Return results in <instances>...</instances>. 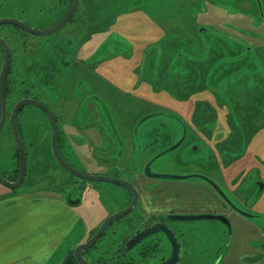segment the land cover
<instances>
[{
	"label": "rangeland",
	"instance_id": "obj_1",
	"mask_svg": "<svg viewBox=\"0 0 264 264\" xmlns=\"http://www.w3.org/2000/svg\"><path fill=\"white\" fill-rule=\"evenodd\" d=\"M169 1L171 0H80L79 8L73 18L59 30L47 35L31 34L11 24L0 25V35L7 42L11 53L13 71L10 76H13L15 71H19L17 84L11 94L14 95L15 92L21 94L26 89L28 95H37L40 101L58 113L57 123L61 129L60 133L62 132L59 137V145L63 144V148L66 147L64 140L66 136L74 146H77L74 141L78 137H82L84 142H89L82 133L81 135L75 133L79 129L81 132L89 134L94 131L98 132L92 122L97 115L84 108L89 99H85L82 107L77 111L80 113L79 119H66L61 114L59 108L61 106L56 103L55 98L64 99L65 96H68L80 99L82 95H85V98L88 96L90 98L91 95L101 98L102 95L99 91L87 85L85 77L80 79L78 76H84L85 68L92 65L93 62L99 61L106 50L114 48L118 51L127 47L128 42L119 30L127 23V20L130 21L131 18L135 19L140 15L139 12L137 13L138 10L145 7L144 10L149 16L156 17L157 14L160 16L167 10ZM260 3L264 14V0H261ZM68 4H70L69 0H0V18H13L33 28L47 29L61 19ZM189 4L195 6L193 8L194 20L198 23L193 25V30L189 33L184 28L180 30V36L183 37L182 46L179 45L180 42H178L177 48L169 46L170 51L173 48L178 52L177 57L188 58L189 63H193L190 60L203 61L205 77L208 78L207 87L203 86V79H200L199 72L196 76L187 74L185 79L193 80L192 78H194L197 80L199 78L200 85L192 87L190 84V90L198 94L200 97L198 99L205 97L207 102H202L203 99L201 103L195 104V117L189 122L183 121L174 112L146 118H144L145 115L141 116L144 119L140 117L134 128L137 148L130 160L123 158L126 147L123 140L125 137L117 134L112 138L108 128L109 131H105L99 127L105 135L101 136L98 132L101 139L94 135L96 142L100 143L97 145L95 155L106 157L99 149L101 146L108 157L111 155L118 157L122 153L120 158L125 162L140 165L144 161L143 156L152 151L155 152L161 147L174 144L180 139L185 129L188 132V137L183 143L173 150L162 153L152 163L151 169L158 172L157 169L160 167L169 166L173 171H184L185 173L201 169L211 175L216 183L221 184V166L226 162L230 163L236 155L244 153V148L251 142L253 136H256L257 132L260 135L264 134V20L260 17L256 0H189ZM154 7L157 8L154 9ZM145 11H142L141 14L148 15ZM189 14L186 12V15L179 16L177 14L172 17L173 15L165 13L166 20L160 19L157 22L168 28L169 24H162L161 21H168L167 23L172 25L176 20L178 22L190 20ZM109 15L111 17L115 15L114 18H117L113 25H116L115 29H112L113 26H109L96 32L88 31L92 34L84 39L88 26L86 22L97 21V17ZM171 17L172 19L168 20ZM122 20H126V22ZM206 47L207 53L205 54ZM162 51L161 47L159 55L153 54V60L163 62ZM182 52H184L183 56ZM2 54L0 49V63L3 58ZM166 56L173 55L166 54ZM92 69L93 65L88 67V70L92 71ZM72 72L73 75H71ZM161 73L169 76L166 84L165 82L161 83L169 85L170 76L174 74L171 65L169 64V67ZM170 86L171 88L165 89L172 92L177 91L174 85ZM17 99L19 98L8 100L9 108H12ZM67 107L70 109L69 106ZM83 113L86 115L81 118ZM74 121L80 126L78 129L75 128ZM17 123L26 154V173L22 185L17 190H24V188H29L30 184L40 183L64 191V193L70 191L67 197L71 196L74 197L71 198L72 200H79L77 209L85 217L89 233L107 215L121 208L125 194L122 187L109 182L86 181L78 178L54 159L50 146L52 131L50 120L41 109L33 104H25L18 113ZM196 131L204 132L207 135L212 134L211 141H205L192 134ZM104 139H107L106 142ZM259 140L261 144L256 147L264 148V139L259 138ZM113 142L114 144H112ZM255 143L257 145V139H255ZM112 148H115L114 152L110 151ZM63 151L65 152V148ZM77 152L83 155L85 166L83 168L79 166L78 161H75L76 158L71 156L69 159H72L70 162L74 167L88 173L98 170L92 151ZM260 156L264 157V150ZM1 159L5 164L9 162V159H13L18 165V151L8 120L0 130ZM260 164H264V158L260 160ZM12 170L9 177L15 178L17 173L15 169ZM241 176L244 181L236 192L241 201L235 200L231 189L224 184H222L223 192L240 208L247 210L246 206H250L257 200V194L263 181L259 180L257 167L244 168L238 173L236 181L243 180L240 179ZM7 188L0 183V191L8 190ZM120 222L121 225L117 228L124 229L122 221ZM211 223L214 229V221ZM212 233L214 234V232ZM207 235L210 238V243L213 244L212 250H214L220 241H217L215 234L214 236ZM197 237L198 235L195 233L190 236L191 239ZM198 239L203 238L198 237ZM262 244L264 243L262 242ZM204 245L201 244V247L204 248Z\"/></svg>",
	"mask_w": 264,
	"mask_h": 264
},
{
	"label": "crops",
	"instance_id": "obj_2",
	"mask_svg": "<svg viewBox=\"0 0 264 264\" xmlns=\"http://www.w3.org/2000/svg\"><path fill=\"white\" fill-rule=\"evenodd\" d=\"M157 7H154V9ZM194 7L193 4H189V0H171L167 2V10L161 13L160 16L159 14L155 15L156 17L149 16L144 10L145 7H143L137 11L140 15L136 16L135 19L131 18L130 21L127 20V23L119 30L128 42L127 47L118 51L114 48L106 50L99 61L92 63V71L88 70V67L92 66L90 64V66L85 68L86 74L78 76L80 79L85 77L87 85H90L91 88L96 89L102 95L101 98L99 96L95 98L90 96L91 101L88 103L86 109L93 112L94 115L103 117L104 119L107 118V121L112 120L113 131L106 125L103 127L105 131L110 130L109 135L112 138L117 134L125 137L123 139L126 143L123 152L124 159L130 160L134 150L137 148L134 139V128L141 116L149 114L147 116L151 117L153 115H161L162 113L174 112L183 121L189 122L195 117V104L201 103V100L205 98L201 97V99H198L200 98L198 94L190 90V84L192 87L200 85L198 83L200 81L199 78L197 80H194V78H192L193 80L189 78L185 79L187 74L194 76L193 66L196 65L189 63L188 58L177 57L178 52L173 48L170 51L169 46L177 48L178 42L182 46L183 37L180 36V30L184 28L189 33L193 30V25L198 23V21L194 20ZM142 11H145L148 15L141 14ZM169 12L170 14H168ZM186 12L190 13V20L186 19V21L182 20L179 22L176 20L172 25L167 23L168 21H161L162 24H169L168 28L163 25L161 26L157 22L160 19L166 20L165 16L167 15H173L172 17H174L177 14L179 16L181 14L186 15ZM172 17L168 18V20L172 19ZM116 21L117 18H115V21L110 26H113ZM122 21L126 22V20ZM115 26L112 29H115ZM161 47L163 48V62L161 60L157 62L153 60V54H158ZM204 53H207V47ZM166 54H172L173 56L171 58L170 56H166ZM181 54L183 56L184 52ZM190 61L193 63L197 62L194 60ZM169 64L174 74L170 76L169 85H165L169 76L163 75L161 71L166 70ZM196 69L198 70L197 66ZM73 74L72 72L71 75ZM207 79L204 74L203 86L205 87H207ZM161 82H165V84ZM170 85H174L177 91L172 92L165 89L171 88ZM55 99L56 103L61 106L59 108L61 109V114L65 116L64 118L73 119L79 99L68 96H65L64 99L60 97ZM204 101L206 99L202 102ZM63 113H70V115L67 116V114ZM78 127L80 126L77 124L75 128L78 129ZM97 129L101 136L105 135L104 131L101 132L99 128ZM176 129L179 130L178 127ZM209 130L211 131V129ZM98 132L94 131L90 134L85 132V134L81 132V129L76 130L75 133L80 135L82 133L86 140L89 141L84 142L82 137H78L74 141L77 143V146H74L72 141L69 142L67 136L64 137L66 142L64 154L68 159L71 156L75 157V161H78L79 166L83 168L85 166L84 157L78 154L77 151H83L84 153L92 151V154L95 156L96 167H98V170L94 172L111 173L114 170L119 171L118 173L123 176L129 174L128 170L131 168L129 166L132 164L120 158L122 153L118 156L120 162L114 163L119 169H114L113 166L110 167L107 163L98 161L99 155H95V147H98L97 145L100 143L98 144L94 138L95 135L101 139ZM192 134L205 141L210 142L212 139V134L207 135L200 131L192 132ZM259 138L264 139V134L260 135L257 132L256 136L254 135L251 142L244 148L245 152L238 156L236 155L230 163L226 162L222 170L223 184L225 183V186L231 189L230 191L233 192V197L236 200H239L236 192L244 181L242 176L240 179L243 180L236 181V179L238 173L244 168L257 167V171L259 169V180L263 181V187L257 194V200L248 207L245 205L247 212L256 215L245 217L229 207H225L224 209L232 219L234 225L231 241L229 240L230 243L224 245V257L227 263L264 264V249H261L260 245L264 242V164H260V160L264 158L260 156L264 148L256 147L261 144ZM255 139L258 140L257 145ZM106 140L104 139L105 142ZM110 151L114 152L115 148H112ZM152 152L143 156V159L147 160ZM105 156L107 157V155ZM227 164L228 166L225 167ZM16 167L18 165L13 159H9V162L6 164L1 159L0 175L11 179L12 177H9L11 169L14 171ZM157 170L180 174L185 173L184 171H173L169 166L160 167ZM134 175L137 176L138 180L141 178L138 174ZM146 182L151 184L149 188L153 190L152 194L142 193L147 211L157 213L171 210L180 213L193 212L202 209L203 206L207 205L206 203L211 202L210 198H218L217 194L199 178H191L190 180H146ZM146 188L149 189L148 187ZM7 189L0 191V264H67L69 254L74 247L84 241L85 237L90 236L96 229L94 228L90 233L88 232L85 217L77 209L79 202L73 204L68 202L69 198L67 195L70 191L64 193V191L47 185L35 186L34 184H30L29 188H24V190H17V188ZM69 197L70 199L74 198ZM214 224L216 229H220L218 224L215 222ZM198 232L199 230L195 231V234ZM182 239L185 241L189 240V235H185ZM203 243V240L200 241L198 239L194 245L196 248H202L201 244ZM257 256H261L260 259Z\"/></svg>",
	"mask_w": 264,
	"mask_h": 264
},
{
	"label": "flooded vegetation",
	"instance_id": "obj_3",
	"mask_svg": "<svg viewBox=\"0 0 264 264\" xmlns=\"http://www.w3.org/2000/svg\"><path fill=\"white\" fill-rule=\"evenodd\" d=\"M260 2H261V0H260ZM259 14H260V17L262 18V20H264V14L262 12V7H261V12L259 9ZM261 14H263V16ZM1 25H3V24H1ZM0 49L2 50V53H3V49L1 46H0ZM0 64L2 66L3 58H2V61ZM11 67H12V60H11V53H10V64H9V68L7 71V78H6V104H7L8 116H9V113L11 110V107L9 108L10 105H8V100L11 98H15V96L12 95L11 93H12L14 86L17 84L16 82H14L12 80V81H10L11 84L8 85L7 79H8L9 70L13 71ZM18 73H19V71H15L13 76L17 75ZM9 76H10V74H9ZM16 77H18V75ZM15 80H17V78ZM8 86H9V88H8ZM28 94L29 93H25L26 96L18 95L17 98H19V99L15 100V102H17L18 100H20L22 98H35V99L39 100L37 95H34V94L28 95ZM85 97H86L85 95H82L80 97L81 100L79 99V101L77 103V110L74 113L73 119L74 118L79 119L78 116L80 113H77V111H79L80 107H82V104H83L82 99H83V101L85 99H89L87 101V103L85 104L84 108H86L88 106V103L91 101L90 100L91 98H89V96H88V98H85ZM92 97L95 98L97 96H92ZM44 104L49 109H51L46 103H44ZM0 113H1V108H0ZM54 113L56 115V119H58V113H56V112H54ZM63 114H67V116L70 115V113H63ZM85 115L86 114L83 113V116L81 118L85 117ZM71 117H72V115H71ZM146 117H148V116L147 115L144 116V118H146ZM144 118H142V119H144ZM66 119H70V118L66 117ZM7 120H8V118H7ZM92 122L94 123L96 128L101 127L103 129V127H105V124H107L106 126H108L112 131L114 130L113 122L111 119L107 121V119H104L103 117L97 116L95 119H93ZM74 126L77 127V124L75 121H74ZM60 130L61 129H59V134H58V139H57L59 152L64 157V159L73 166V164L71 163L72 161L69 160L68 157L64 154L62 145L61 146L59 145V139H60L59 137H61V135H62V132L60 133ZM187 133H188L187 130L185 131V129H184V132L180 137V139H182L180 144L183 143V141L187 138ZM61 140H63V138H61ZM175 143L171 144L168 147H166V146L161 147L157 151L152 152L150 157L147 160L142 161L140 163V165L132 164L131 166H129V167H131V168H129V170H128V168H126V170H128L129 174H127L125 176L119 174L118 173L119 171H114V170L111 173L89 172V173L105 174V175L112 176V177L123 178V179L129 181L131 183V185H133V187L137 191L136 202L133 205V207L131 208V210L128 213H126L125 215H123L122 217L115 219L106 228L103 235L96 241V243L92 247L83 250L82 255L89 263H91V264H108L109 260L107 258H110V257L112 258L114 263L116 262L115 264H158V263L163 262L164 260H166L170 257L172 248H171V244H170L169 239L166 237L164 232L160 229L161 228L160 225L162 224V225H166L167 228L173 232V234L175 235V237L179 243L178 259L174 264H232V262L227 263L225 261V257H224L225 256L224 255L225 249H223V248H224L225 244L227 245L230 243L229 240L231 241V237H232L233 231H234V225H233L232 219L227 215V213L224 211V209H225V207H229L232 210H234L235 212H237L238 214H239V212L237 210H242L245 212H247V210H243L242 208H240L236 202H234L232 199H229L227 197V195L223 192L225 194V196L227 197L225 199L213 186H211L207 181L204 180L205 177L213 180L211 175H208L206 172L201 171V169L193 170L191 173H184V174L177 173L176 174V175L180 174V175L186 176L185 178H182L184 180L187 178H199L203 182H205L207 184V186H209L215 194H217L218 198L217 197H216V199H211V198L209 199L208 198L211 202L206 203L207 205L203 206L202 209L197 210V211H193V212H183V213L176 212L173 210L168 211V212H164V213H160V212L157 213L154 211H147L146 210L145 201L143 202L144 195H142V193H144V194H146V193L152 194L153 193L152 188H149L151 186V184L146 182V180L161 181L164 179H176V178H162V177L151 176L146 172V166H147V164H149V172H151V173L169 174V173H159V172H164V171H159V170H158V172H154L151 169V165L153 162H155L156 158L161 156L162 153H164L168 150H173L180 145L179 144L176 147L171 148L173 145H175ZM96 148L97 147H95V150H96ZM102 148L103 147H101L99 149H101L102 154L106 155L105 150ZM99 152H100V150H99ZM104 158H107V159H104ZM97 159H98V161H100L102 163L103 162L107 163V165H109L110 167L113 166L114 169H119L118 166H116L114 164L115 162H120V160L118 159L117 156L109 159L108 156L102 157L99 155ZM226 166H228V164L225 165V167ZM135 168H138V169H135ZM223 168H224V165L221 166V171H220L221 184L216 183L213 180L219 186V188L222 191H223V185H222L223 184V178H222L223 177V174H222ZM16 169L17 168H15V170ZM17 173H18V171H17ZM172 173H174V172H172ZM134 174H138V176H140L141 178L138 180L137 176ZM11 177L12 178L10 180H15L17 175L15 176V178L13 176H11ZM78 178H80V177H78ZM104 182H106V181H104ZM109 183H113V182H109ZM113 184H117V183H113ZM34 185L36 186V185H41V184L36 183ZM117 185H119V187H122V189L125 192L124 203L121 206V208H119V210L114 211L113 213L118 212V211L126 208L131 203L132 198H133V195L128 188H126L125 186H122L120 184H117ZM224 185H225V183H224ZM146 187H148L149 189H147ZM262 187H263V184L261 185L259 190H261ZM113 213H111V214H113ZM247 213H249V212H247ZM200 214L201 215L202 214H223L230 220L231 227L228 228L227 225H225L224 223H222L218 219L207 218V217H203V218H201V217L200 218L190 217L192 215H200ZM109 215H107V216H109ZM251 215L254 216L256 214H251ZM120 221H122V225L124 226V229L117 228L121 225ZM211 221H214L216 224H218V226H220V229H216V228L213 229ZM99 224L97 225V227L99 226ZM97 227H96V229H97ZM151 227L153 229L156 228L157 231H154L150 234L145 235L139 242H137L134 245L129 244V241L132 237L136 236L141 231H144V230L149 229ZM95 230L93 231V233L95 232ZM197 230H199V232L196 235H198V237L203 238V239H200V241L203 240V242H204L203 244H206L204 246V248L203 247L202 248H200V247L196 248V246L194 245L195 242L198 240V237L195 239L190 238L191 234L195 233V231H197ZM212 232H214L215 237H217V241H218V238H220V240H219L220 244L218 246H216L214 248V250H212L213 244L210 243V238L207 235V234H211ZM93 233L90 236H88L82 242L87 241L93 235ZM189 233H191V234H189ZM214 234H211V235L214 236ZM185 235H189V240L185 241L182 239V237H184ZM220 235H222L224 237L222 238V236H220ZM106 245H108L110 247L105 248ZM262 248L264 249V244L261 243V249ZM107 249H108V251L111 252L108 255L106 253H104ZM257 257H259L258 259H260L261 256H257ZM250 259H252V258H250ZM250 259H248V260H250ZM234 263L236 264V262H234ZM76 264H78V263L76 262Z\"/></svg>",
	"mask_w": 264,
	"mask_h": 264
},
{
	"label": "water",
	"instance_id": "obj_4",
	"mask_svg": "<svg viewBox=\"0 0 264 264\" xmlns=\"http://www.w3.org/2000/svg\"><path fill=\"white\" fill-rule=\"evenodd\" d=\"M79 2H80V0H73L70 9L62 17V19L47 29L33 28V27L29 26L28 24L20 21V20L13 19V18H7V17L0 18V25L1 24H11V25L18 26V27L22 28L23 30H25L31 34L47 35V34H50V33H53L55 31L59 30L60 28H62L64 25H66L73 18L74 14L77 12V10L79 8ZM256 2L258 4V7H259L260 12H261L260 0H256ZM261 15L263 16V14H261ZM0 46L3 49V64H2L1 69H0V108H1L0 130L3 128V126L6 123L7 118H8V122H9V125L11 128V132H12V135H13L16 147H17V151H18V174H17L16 179L10 180V179L6 178L5 176L0 175V183L5 185L6 187H8L10 189H16V188L20 187L24 181V177H25V173H26V154H25V146H24V143H23V140H22L19 128H18V124H17V115H18V112L20 111V109L25 104H33V105L37 106L38 108H40L48 116V118L50 120V124H51V128H52L51 139H50L51 150H52V153H53L55 160L63 168H65L70 173H72L75 176L80 177L84 180L106 181V182H113V183L120 184V185L128 188L133 195L131 203L126 208L107 216L99 224V226L97 227V229L95 230L93 235L87 241L77 244L75 246V248L73 249L74 258L78 264H91L83 257V255H82L83 250L92 247L96 243V241L103 235L106 228L115 219L122 217L123 215H125L126 213H128L131 210V208L133 207V205L136 202L137 191L133 187V185H131V183L129 181H127L123 178L112 177V176H108L105 174L88 173V172L79 170L76 167L72 166L70 163H68L64 159V157L61 155V153L59 152V149H58L57 139H58V134H59V127H58L56 115L43 102H41L35 98H22V99L18 100L12 106L10 113H9V116H8L7 104H6V78H7V71H8L9 64H10V49H9V46L7 45V42L5 41V39L1 36H0ZM181 140L182 139H180L178 142H176L175 145H173L171 148H174L177 145H179ZM146 172L151 176L162 177V178L182 179V178L186 177L183 175H176V174L151 173V172H149V164H147V166H146ZM204 180L207 181L211 186H213L225 199L227 198L225 196V194L223 193V191L219 188V186L213 180H211L207 177H205ZM78 201L79 200L68 199V202L71 204L78 202ZM237 211L245 217L251 216V214H249L245 211H242V210H237ZM190 217H193V218H195V217H198V218L207 217V218L218 219L222 223L227 225L228 228L231 227L230 220L223 214H202V215L200 214V215H192ZM160 226H161L160 229L164 232L166 237L169 239L172 250H171L170 257L168 259L164 260L163 262L158 263V264H174L178 259L179 243H178L175 235L173 234V232L170 229H168L166 225L161 224ZM154 231H157V229L156 228L153 229L152 227L149 229H146L144 231H141L136 236H134L130 239L129 244L130 245L136 244L145 235L150 234Z\"/></svg>",
	"mask_w": 264,
	"mask_h": 264
},
{
	"label": "trees",
	"instance_id": "obj_5",
	"mask_svg": "<svg viewBox=\"0 0 264 264\" xmlns=\"http://www.w3.org/2000/svg\"><path fill=\"white\" fill-rule=\"evenodd\" d=\"M69 2H70V4H68V7H67V9L64 11V14H62L61 15V18L66 14V12L70 9V7H71V5H72V2H73V0H69ZM93 17H95V16H93ZM114 17H115V15H114ZM114 17H111V15H109V16H106V17H97V21H94V20H91V22H89V23H87L86 22V24L88 25L87 26V31H86V34H85V36H84V39H86L88 36H90L92 33H90V32H92V31H97V30H103V28H105V27H109L114 21H115V18ZM99 19V20H98ZM97 28V29H96ZM88 31H90V32H88ZM88 33V34H87ZM240 62H242V61H240ZM192 64H195V63H192ZM196 66H197V68H198V71H197V69H196V66H193V72H194V75L196 76L197 75V73L199 72L200 73V75H199V77H200V79H203V77H204V74H205V70H204V65H203V61L202 62H196V64H195ZM203 70H204V72H203ZM12 73V71L11 70H9V74H11ZM9 74H8V85L9 84H11V82L10 81H14V82H16V78H18V77H15V76H9ZM17 76V75H16ZM8 88H9V86H8ZM24 91L25 92H22L21 94H20V92H15L14 93V96L15 97H18V95H21V96H26L25 95V93H27V90L26 89H24ZM16 171V173H17V171H18V169H16L15 170ZM108 247H110V246H108V245H106L105 246V248H108ZM104 253H106L107 255L109 254V253H111L110 251H108V249L104 252ZM106 255V256H107ZM108 257V256H107ZM108 260H109V262H108V264H115L114 262H113V260H112V258L110 257V258H107ZM68 262H69V264H76V260H75V258H74V255H73V251H71L70 252V254H69V257H68Z\"/></svg>",
	"mask_w": 264,
	"mask_h": 264
}]
</instances>
